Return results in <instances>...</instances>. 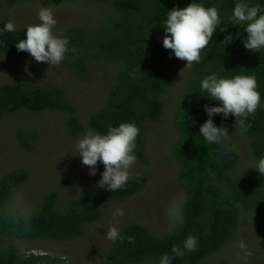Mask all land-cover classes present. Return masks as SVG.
<instances>
[{"label": "trees", "instance_id": "1", "mask_svg": "<svg viewBox=\"0 0 264 264\" xmlns=\"http://www.w3.org/2000/svg\"><path fill=\"white\" fill-rule=\"evenodd\" d=\"M37 0H3L11 7L21 2ZM48 2H89L107 5L108 12L95 23H71L59 37H67L69 52L60 66L75 80L88 83L96 62L112 66L109 87L104 101L83 123L69 88L50 77H18L0 80V122L21 111H57L66 115L65 131L72 138L85 127L106 134L109 126L122 122L135 124L140 133L133 154L142 164L149 161L145 132L150 123L163 115L162 96L172 86L163 60L173 54L163 47L164 22L173 8L190 3L216 7L221 18L207 47L201 51V61L189 67L184 91L174 113L177 138L172 145L175 181L181 192V220L160 234L151 232L140 222L122 224L118 230L123 240L111 241L100 264H159L160 257L172 256L173 245L184 255L172 257L171 264H204L230 244L239 232L244 215L257 223L264 212V175L256 164L264 157V48L260 52L246 50V25H233L231 17L236 3L260 5L264 0H39ZM8 14L0 17V55L22 60L34 58L18 51L16 43L26 39V28L15 25V31H4ZM227 28V31H221ZM226 36L231 41L223 42ZM76 49L74 54L71 49ZM216 74L218 78L251 75L257 80L261 102L254 116L246 121L250 126L241 132L246 138L251 165L240 168V153L228 142L222 147L207 143L200 135V126L209 119L205 105L214 107L218 101L208 97L200 84L203 78ZM217 127H235L232 115L214 114ZM238 129V128H237ZM240 130V129H238ZM241 131V130H240ZM19 143L31 149L36 135L32 129H15ZM126 185L115 192L106 187H94L87 192L61 199V187L47 192L35 209L27 213H10L5 204L29 178L25 168L11 169L0 175V235L16 240H48L66 242L82 238L91 223L104 217L107 208L116 201L130 199L148 182L147 174L130 176ZM61 184H64L61 182ZM134 237L129 242L128 237ZM188 236L197 239L194 251L184 248ZM0 264H86L70 263L60 255L25 253L17 245L0 246Z\"/></svg>", "mask_w": 264, "mask_h": 264}, {"label": "rangeland", "instance_id": "2", "mask_svg": "<svg viewBox=\"0 0 264 264\" xmlns=\"http://www.w3.org/2000/svg\"><path fill=\"white\" fill-rule=\"evenodd\" d=\"M41 7L52 10L57 21L52 29L56 36L71 23L97 22L109 9L106 4L83 1L70 3L39 0L9 7L0 0V17L8 14L14 25L26 28L27 25L40 22L38 11ZM163 66L172 80V86L162 96L165 103L163 115L158 122L150 123L145 132L149 161L142 164L136 160L130 169V176L148 175L145 187L130 199L113 202L104 217L88 225L87 234L82 238L59 242L16 240L0 235V246L15 244L25 253L60 255L70 263L100 264L111 242L106 238L110 226L118 229L122 224L140 222L156 234L171 227L167 211L174 199L181 200L172 157V145L177 138L174 113L185 88L189 67L186 61L177 59L174 53L163 60ZM111 69L110 63L96 62L91 69L90 82L81 83L75 82L60 64L52 66L35 59L22 60L0 55V80L18 77L54 79L69 88L70 99L76 105L83 123L91 112L101 107L110 84L108 72ZM65 119L66 115L57 111H21L0 122V175L15 168H25L29 172L27 182L5 204L10 213L32 211L43 196L56 186L61 187L62 200L98 186L104 171L103 163L98 162L96 174L90 175V168L82 163V158L76 153L78 140L92 131L85 127L77 137L72 138L66 134ZM18 128L33 130L36 137L31 149H25L17 140L15 129ZM227 128L230 134L227 142L239 151L240 168H246L252 163L246 138L234 126L229 125ZM117 208L123 210V216L114 215ZM256 218L257 223L250 215H244L236 238L215 255L208 257L204 264H264V212ZM241 240L245 242L246 250L239 248Z\"/></svg>", "mask_w": 264, "mask_h": 264}, {"label": "clouds", "instance_id": "3", "mask_svg": "<svg viewBox=\"0 0 264 264\" xmlns=\"http://www.w3.org/2000/svg\"><path fill=\"white\" fill-rule=\"evenodd\" d=\"M39 23L27 25L26 39H20L16 43L18 51L28 52L37 62H44L52 66H58L69 52L67 37H59L53 34L52 29L57 21L53 12L48 7H41L38 11ZM233 25H246L244 31L247 38L243 40L246 50L260 52L264 48V10L260 5L250 6L247 3H236L232 17ZM216 7H205L200 3H190L184 8H173L168 12L164 22L165 35L163 47L170 49L177 59L186 61V66L199 63L202 59L201 51L207 47L213 37V33L221 24ZM4 31H15V25L9 21L4 26ZM227 31V28H221ZM231 36H226L223 42L228 44ZM71 51L76 54L73 47ZM201 90L207 92V96L219 102L217 106L205 105L208 113L207 119L200 126V135L210 144L226 146L230 139L227 127H217L211 117L214 114H223L226 118L232 115L236 118L235 129L246 132L250 126L246 121L254 116L261 102V95L257 90V80L251 75H236L232 78H218L211 74L202 79ZM140 129L133 123L122 122L119 126H109L106 134L88 132L76 144V153L82 158V163L90 168V175L96 174L98 162L104 165L102 178L98 181V187L107 188L110 192L122 189L130 177V169L136 162L133 150L136 147V138ZM256 170L264 175V157L256 164ZM182 202L174 199L167 211L169 220L179 223ZM114 215L123 216L122 209L117 208ZM106 238L111 241L123 240L119 230L110 226L106 232ZM129 242H134V237H128ZM239 248L246 250L244 241H240ZM197 247V239L188 236L184 240V248L191 252ZM172 256L164 253L159 264H171L172 257H181L184 252L175 245L172 247ZM251 255L250 252H246Z\"/></svg>", "mask_w": 264, "mask_h": 264}]
</instances>
